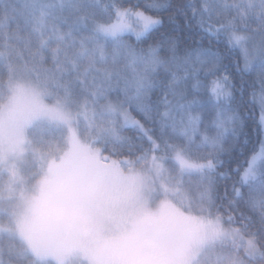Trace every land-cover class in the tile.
Here are the masks:
<instances>
[{
	"label": "snow or ice",
	"instance_id": "6c2138e0",
	"mask_svg": "<svg viewBox=\"0 0 264 264\" xmlns=\"http://www.w3.org/2000/svg\"><path fill=\"white\" fill-rule=\"evenodd\" d=\"M0 264H264V0H0Z\"/></svg>",
	"mask_w": 264,
	"mask_h": 264
}]
</instances>
